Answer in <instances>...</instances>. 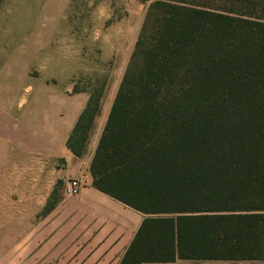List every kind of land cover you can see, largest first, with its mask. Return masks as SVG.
<instances>
[{
  "label": "trees",
  "instance_id": "16d2710c",
  "mask_svg": "<svg viewBox=\"0 0 264 264\" xmlns=\"http://www.w3.org/2000/svg\"><path fill=\"white\" fill-rule=\"evenodd\" d=\"M105 85L72 87L77 156ZM87 169L142 213L117 264H264V0H151Z\"/></svg>",
  "mask_w": 264,
  "mask_h": 264
},
{
  "label": "crops",
  "instance_id": "0c3cea01",
  "mask_svg": "<svg viewBox=\"0 0 264 264\" xmlns=\"http://www.w3.org/2000/svg\"><path fill=\"white\" fill-rule=\"evenodd\" d=\"M126 1V20L110 24L116 39L102 48L103 58L119 55L115 69L124 67L141 21L134 13L140 0ZM125 35L131 38L123 47ZM52 47L31 50L40 85L25 103L14 97L15 86L7 77L0 82V264H117L142 213L94 187L87 166L122 71L106 83L86 150L77 156L65 138L88 92L72 90L75 68L61 88L50 84L55 82L51 60L63 51ZM72 177L81 184L69 195L65 186ZM47 200L52 201L48 207Z\"/></svg>",
  "mask_w": 264,
  "mask_h": 264
},
{
  "label": "rangeland",
  "instance_id": "374dc122",
  "mask_svg": "<svg viewBox=\"0 0 264 264\" xmlns=\"http://www.w3.org/2000/svg\"><path fill=\"white\" fill-rule=\"evenodd\" d=\"M143 1L146 0H140L134 12L141 20L147 6ZM126 3V0H0V82L7 77L15 86L14 97L24 98L25 103L40 85L34 76L38 59L31 50L37 46L53 49L54 45L63 51L54 53L50 63L55 79L50 83L52 86L61 88L66 82L65 75L73 68L76 71L72 86L82 88L103 80L105 84L110 82L124 67L115 69V58L119 55L103 58L102 48L116 39L114 29L110 30L109 26L120 19L126 20L123 17ZM130 38L126 35L122 38L123 47Z\"/></svg>",
  "mask_w": 264,
  "mask_h": 264
},
{
  "label": "built area",
  "instance_id": "2783aa9c",
  "mask_svg": "<svg viewBox=\"0 0 264 264\" xmlns=\"http://www.w3.org/2000/svg\"><path fill=\"white\" fill-rule=\"evenodd\" d=\"M80 184H81V181L78 177L69 178L65 186V192L69 195L77 193L80 187Z\"/></svg>",
  "mask_w": 264,
  "mask_h": 264
}]
</instances>
